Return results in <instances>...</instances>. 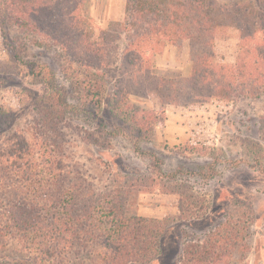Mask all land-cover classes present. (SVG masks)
I'll use <instances>...</instances> for the list:
<instances>
[{
  "label": "rangeland",
  "instance_id": "rangeland-1",
  "mask_svg": "<svg viewBox=\"0 0 264 264\" xmlns=\"http://www.w3.org/2000/svg\"><path fill=\"white\" fill-rule=\"evenodd\" d=\"M124 6L89 0L87 14L98 31L121 21ZM19 34L24 63L0 33V264H113L120 260L113 244L150 251L125 264H194L184 249L206 240L217 253L209 264H264L263 86L193 98L184 91L165 104L132 95L136 105L163 110L135 152L127 121L108 103L109 86L104 132L82 114L50 110L30 66H46L76 102L62 56ZM238 44L237 29L220 30L214 61L236 64ZM152 65L180 89L179 78L191 76L190 50L167 45ZM161 219L166 224L155 231Z\"/></svg>",
  "mask_w": 264,
  "mask_h": 264
},
{
  "label": "trees",
  "instance_id": "trees-1",
  "mask_svg": "<svg viewBox=\"0 0 264 264\" xmlns=\"http://www.w3.org/2000/svg\"><path fill=\"white\" fill-rule=\"evenodd\" d=\"M88 1L0 0V33L19 61L24 63L19 32L35 45L55 48L61 54L76 102L68 100L67 88L56 83L46 66L34 62L30 66L45 86L50 110L60 117L82 114L96 120L98 130L104 132L101 113L109 86L111 110L127 121L131 145L138 152L140 142L150 140L163 120V110L136 105L132 95H153L165 104L186 97L184 91L193 98L255 83L264 87V0H125L123 19L98 31L87 14ZM229 27L239 31L236 64L219 65L213 59L215 41L219 31ZM15 28L18 33L12 34ZM167 45H187L190 50L191 76L179 78L180 89L175 79L152 72L153 56ZM154 224L155 231H160L166 222L161 219ZM127 246L111 245L120 259L113 264L149 258L150 251L137 253ZM184 253L186 261L194 264L214 263L217 256L207 240L188 245Z\"/></svg>",
  "mask_w": 264,
  "mask_h": 264
}]
</instances>
